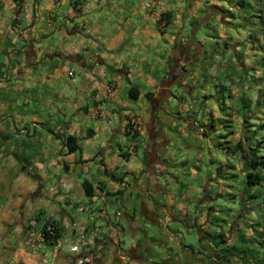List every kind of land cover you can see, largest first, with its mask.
Instances as JSON below:
<instances>
[{
    "label": "crops",
    "instance_id": "obj_1",
    "mask_svg": "<svg viewBox=\"0 0 264 264\" xmlns=\"http://www.w3.org/2000/svg\"><path fill=\"white\" fill-rule=\"evenodd\" d=\"M162 2L165 27L144 0H78V9L74 0H0V264H73L69 244L83 229L97 232L94 264H155L153 243L169 248L176 240L173 221L197 226L205 250L215 252L205 219L172 212L182 203L158 179L155 154L142 161L129 142L145 135L141 125L151 110L150 133L162 138L164 99L173 83L184 85L190 48L182 15L192 18L198 2ZM176 53L183 59L174 60ZM160 56L166 60L157 62ZM102 68L107 75L96 81ZM69 137L79 146L74 153ZM77 203L96 207L86 216ZM106 203L119 206L117 221L97 227ZM51 224L59 226L62 248L41 242ZM180 244L182 254L170 251L160 264L190 263Z\"/></svg>",
    "mask_w": 264,
    "mask_h": 264
},
{
    "label": "rangeland",
    "instance_id": "obj_2",
    "mask_svg": "<svg viewBox=\"0 0 264 264\" xmlns=\"http://www.w3.org/2000/svg\"><path fill=\"white\" fill-rule=\"evenodd\" d=\"M197 2L192 18L182 15L186 21L180 32L190 52L184 53V85L176 79L171 99H164L168 119L159 120L163 139L154 140L150 133L151 110L141 125L145 135L129 142L142 161L155 154L158 179L182 203L181 211L176 206L172 212L185 221L205 219L202 229L216 253L205 250L197 226L173 221L171 250L157 240L150 257L160 264L170 251L181 255L182 243L191 253L188 264H264V179L259 186L247 185L249 172L264 178V169L256 170L254 164L264 157V0ZM184 54L176 53L174 60ZM106 75L103 68L94 73L96 81ZM91 207L96 204L88 203L83 215ZM118 207L106 203V220H95L97 227L116 223ZM125 237L124 242H132L128 233Z\"/></svg>",
    "mask_w": 264,
    "mask_h": 264
},
{
    "label": "built area",
    "instance_id": "obj_3",
    "mask_svg": "<svg viewBox=\"0 0 264 264\" xmlns=\"http://www.w3.org/2000/svg\"><path fill=\"white\" fill-rule=\"evenodd\" d=\"M75 8H80L78 0H74ZM144 7L146 9L157 11L161 14V22L165 27L167 25L166 13L164 11V5L161 0H144ZM70 76H73V72L69 73ZM115 91V86L109 84L107 86V93L112 95ZM101 114V112L99 111ZM73 207L76 208L78 212L86 211V206L82 204H73ZM120 215V214H118ZM59 226L56 224H51L41 233V242L47 244V242H54L57 248H62L64 246L63 240L55 239L56 232ZM97 238V232L95 230L88 232L86 229H83L77 237L69 244V251L72 255L75 256L73 264H94L96 262V256L91 252L92 246L95 245Z\"/></svg>",
    "mask_w": 264,
    "mask_h": 264
},
{
    "label": "trees",
    "instance_id": "obj_4",
    "mask_svg": "<svg viewBox=\"0 0 264 264\" xmlns=\"http://www.w3.org/2000/svg\"><path fill=\"white\" fill-rule=\"evenodd\" d=\"M166 18H167V23H168L169 17L166 16ZM147 96L150 97L151 94H148ZM262 142H264V140ZM68 148H69V151H68L69 153H74V152L79 150V146L76 143V139L71 138V137L68 138ZM254 164H255L256 170H258V168L259 169L261 168L263 170L264 169V157L261 158V160H259V161H255ZM263 179L264 178L261 175H259V173L249 172L247 174V185L249 188L259 186L263 182ZM84 188H85L86 195L88 197H93L94 193H93V188L91 187V185L89 183H85ZM60 237H61V231L58 228V230L56 232L55 239L56 240L60 239ZM224 242L225 241H222L220 244H223ZM47 244L48 245H54L55 243L54 242H47Z\"/></svg>",
    "mask_w": 264,
    "mask_h": 264
}]
</instances>
